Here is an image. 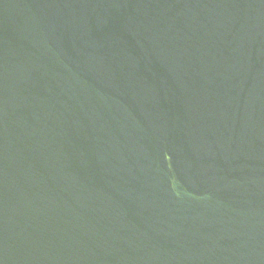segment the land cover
<instances>
[{"label":"water","instance_id":"water-1","mask_svg":"<svg viewBox=\"0 0 264 264\" xmlns=\"http://www.w3.org/2000/svg\"><path fill=\"white\" fill-rule=\"evenodd\" d=\"M0 264H264V0H0Z\"/></svg>","mask_w":264,"mask_h":264}]
</instances>
